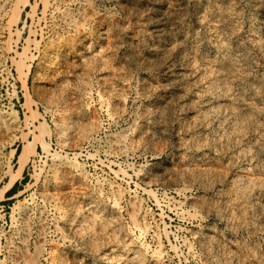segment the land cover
<instances>
[{
	"label": "rangeland",
	"instance_id": "rangeland-1",
	"mask_svg": "<svg viewBox=\"0 0 264 264\" xmlns=\"http://www.w3.org/2000/svg\"><path fill=\"white\" fill-rule=\"evenodd\" d=\"M254 40L264 49V0H0V264H236L230 243L264 255V231L211 212L238 171L233 140L195 119L206 74L183 89L173 74L186 45V64L234 62L246 92L264 80Z\"/></svg>",
	"mask_w": 264,
	"mask_h": 264
},
{
	"label": "bare ground",
	"instance_id": "bare-ground-1",
	"mask_svg": "<svg viewBox=\"0 0 264 264\" xmlns=\"http://www.w3.org/2000/svg\"><path fill=\"white\" fill-rule=\"evenodd\" d=\"M215 17L217 16H214V18ZM210 21H212V19H210ZM214 21L213 24L212 22L210 24L214 25L216 28V26L218 27L219 25V19L217 21L215 18ZM259 41L260 40H254L253 43L260 51L262 46ZM185 48L186 45L183 48H180L178 52L177 67L173 70L174 77L176 78L175 81H177V88L183 89L184 85L186 83L188 84L191 78H195L200 74H206V79L204 76L202 78L200 76L199 84L202 85L203 88L198 89L195 87L192 89V96L204 106L203 110L200 111L195 119L201 125L200 128H209L210 126L215 128L214 139L211 136L210 137L215 140L216 144L221 146L232 139L236 146L234 152L231 153L232 156L226 152L224 153H226V163L233 168H237L236 170L238 172L236 171L237 173L232 177H225L224 183L222 182L224 185L218 184L224 186V188L221 187L222 189H220L221 194L219 202L221 208L220 206H212V204H210V207L212 206L211 212L216 216L221 212V214L224 215L223 217L231 220V224L236 226V228L246 227L252 234L263 232L264 175L262 172L264 171V124L260 122V118L264 115V80H252L250 86L246 89V92H240L237 82L247 79H245L239 72L234 62L230 60L220 61L214 58L210 59L204 55L203 57H200V62L193 63L188 61V64H186L182 59V54ZM262 50L264 49H261V51ZM212 86L219 87L217 97L210 96L209 94V89ZM200 116L202 118V123L200 122ZM246 129L253 130L256 134L254 133L255 136L253 137L254 139L251 144L244 147L242 141L244 139V130ZM63 131L64 130H62V132ZM208 146L209 151L211 152L209 162H213L214 152L212 145L209 144ZM21 156L22 154H19L20 159ZM203 171L212 177H218L220 174V172L212 166L206 167L202 172ZM186 203L190 213L199 210L205 214V212L207 213L209 210L206 202L199 203L196 199L191 198L186 200ZM250 207L251 209H254L258 215V218L255 217L257 220L252 223L249 222L248 219V209ZM195 214L197 213L195 212ZM209 235L213 240L214 235H211L210 233ZM216 243H218V245L221 243L224 244V246H227L223 240H218ZM226 248L229 250L225 249L224 254H229V256L223 258L228 259L229 257L230 262L234 261L236 264H264V255L260 254L262 253L261 250L258 254V251L254 246L251 247L248 244L247 247H244L247 251V256L246 254L244 256L239 252L240 246L236 243H230L229 247L227 246ZM242 256L245 258H242ZM250 257H252V259Z\"/></svg>",
	"mask_w": 264,
	"mask_h": 264
},
{
	"label": "trees",
	"instance_id": "trees-1",
	"mask_svg": "<svg viewBox=\"0 0 264 264\" xmlns=\"http://www.w3.org/2000/svg\"><path fill=\"white\" fill-rule=\"evenodd\" d=\"M16 185H17V184L14 185V187L8 192V194L11 193V192H13V191L15 190V186H16Z\"/></svg>",
	"mask_w": 264,
	"mask_h": 264
}]
</instances>
